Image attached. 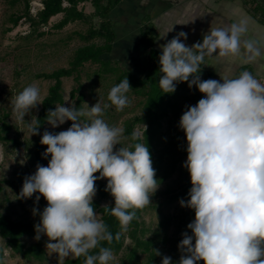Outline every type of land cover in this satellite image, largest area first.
<instances>
[{
    "label": "clouds",
    "instance_id": "9594fccd",
    "mask_svg": "<svg viewBox=\"0 0 264 264\" xmlns=\"http://www.w3.org/2000/svg\"><path fill=\"white\" fill-rule=\"evenodd\" d=\"M248 31L249 19L243 17L230 26L211 28L202 42L192 46L183 42L188 38L184 31L161 46L162 93H174L179 83L187 82L190 89L195 86L204 94L195 105L185 106L179 120L187 140L183 167L191 180L189 199L181 198L179 204L193 209L195 218L187 225L192 234L181 233L178 264L200 260L204 264H264V83L247 70L235 78L201 79L205 57L255 62L264 56L260 42L246 38ZM131 90L125 77L110 89V103L97 102L87 109L57 104L47 111L46 121L52 128L72 123L56 133L44 130L40 143L47 147L42 155L50 159L47 166L37 164L36 171L25 176L19 198L39 193L34 204L41 195L46 200L42 211L37 207L32 211L40 217L34 225L35 239L47 236L49 255L84 257V264H110L113 251L101 242L110 245L119 240L138 218L137 210L149 206L160 187L147 144L124 146V129L103 119L109 107L123 111L130 105ZM43 103L39 86H26L13 101L16 119L24 121ZM39 128L32 122L31 136L40 135ZM132 138L138 139L139 134L134 132ZM101 179L107 180L104 190L114 198L110 214L120 223L115 236L94 211L95 182ZM96 249L97 254H90ZM154 252L161 255L158 249ZM161 264L175 262L163 255Z\"/></svg>",
    "mask_w": 264,
    "mask_h": 264
},
{
    "label": "rangeland",
    "instance_id": "374dc122",
    "mask_svg": "<svg viewBox=\"0 0 264 264\" xmlns=\"http://www.w3.org/2000/svg\"><path fill=\"white\" fill-rule=\"evenodd\" d=\"M29 1L30 11L33 15H36L43 8V0ZM117 1L119 3V0ZM26 2L27 0H0V135L5 136V134H8L6 137L9 138L0 139V213L9 215L15 221H30L37 224L40 217L38 214L33 215L32 209L37 207L42 211L47 204L46 200L41 195L38 204H34L35 196L39 193H35L33 197L28 199H20L19 193L25 176L33 174L36 171L37 164L47 166L50 159L49 155L47 158L43 156L42 161L37 160L35 156V135L31 136L30 132L32 122H35L41 105L38 106V111L33 109L30 114L25 115L24 121H20L16 119L13 112V101L30 84L38 85L42 96L45 98L52 81L37 76L51 73L60 68H67L74 52L85 45L79 34L86 35L89 27L96 20L76 22L62 30H57L54 25L62 18V14H58L51 18L50 25L47 27L35 28L27 21V18H23L20 24L14 27L13 15L24 13ZM79 8H82L88 15L94 11V8L88 2L81 3ZM222 17H226V13H222ZM207 58L205 57V59ZM210 59L211 57L208 58L206 65L214 62ZM122 63L139 74H144L147 69L144 61L137 63L141 65L139 67L134 65L132 61H123ZM96 69L97 66L86 64L81 73V82L86 96L83 109H87V105L91 107L97 102L101 106L110 103L108 94L110 89L116 85V79L113 76L96 77L94 75ZM234 70L235 68L232 67L227 68L215 79L221 80V76H232ZM256 71L258 72V70ZM258 80L264 83V76L259 77ZM73 82L72 77L63 79L65 106H70V103L73 104L69 97V93L74 87ZM194 88L195 86L190 89L187 82L177 85L176 91L173 93L177 107L175 111H171L162 120L157 151H161L171 142H176L181 149L186 145V135L179 128L180 117L186 110L185 106L195 105L204 95L199 92L198 88H195L196 91ZM127 95L130 105L123 111H117L115 106L105 110L103 119L110 126L123 128L124 121L127 118L141 113V98L131 92ZM3 121L8 122L10 125L8 133L2 129ZM67 128L68 121L58 128H52L50 124L46 123L44 130L47 129L56 133ZM136 133L141 136V127L136 128ZM15 141L19 142L20 145H16ZM123 144L128 146L127 139L123 140ZM46 147V145L41 144L42 154L45 152ZM116 147L119 148L120 145ZM186 159L184 157L177 170L160 185L151 197L152 203L143 212L142 221L146 228L145 239L155 240L156 249L161 253L157 258L160 263L163 255L171 256L172 260H175L177 255L180 258L181 253L178 250V243L183 238L181 233L187 231L189 235L192 234L187 225L195 218L194 210L181 207L179 204L180 199H173V194L167 193L169 190L178 193L184 185L183 163ZM183 199L187 200L189 197ZM109 202L110 200L107 201V203ZM98 214V219L101 220V214ZM35 236L36 234L25 239L24 243L28 246L37 244ZM40 240L46 252V258L43 261L35 258L27 259L23 255L14 254L12 249L6 246L5 241L0 238V247L4 248V261L6 264H64L67 259L73 258L71 256L60 258L56 253L49 255L50 250L46 249L47 236L42 234ZM134 248H137L135 242L126 239L125 248L120 254L114 255V260L110 264H124V260ZM138 252L140 263L147 264V254L141 250H138Z\"/></svg>",
    "mask_w": 264,
    "mask_h": 264
},
{
    "label": "trees",
    "instance_id": "16d2710c",
    "mask_svg": "<svg viewBox=\"0 0 264 264\" xmlns=\"http://www.w3.org/2000/svg\"><path fill=\"white\" fill-rule=\"evenodd\" d=\"M84 2H88L94 8L90 15L86 14L82 8H79V5ZM29 3L30 1L27 0L24 13L13 15L14 27H17L23 18H27V21L35 28L47 27L50 25L51 18L58 14H62V18L54 25L57 30H62L76 22L96 20L89 27L86 35L79 34L85 45L74 52L67 68H60L51 73L37 76L52 81L48 94L44 98V103L35 118V123L40 124V135H35V156L37 160L42 161L43 159L40 139L47 123V111L48 109H55L57 104L65 103L63 79L71 77L74 79V87L71 89L69 97L77 109H83L86 96L81 82V73L86 64H91L97 66L94 75L98 78L113 76L116 79V84H118L127 77L132 87L130 92L141 98V113L124 121V136L127 138L128 146L137 142L147 144L151 153L153 167L156 169V177L159 179L160 185L164 183L177 170L182 159L184 157L187 158V141L182 149L176 142H171L162 148L161 151H157L158 137L162 130V120L171 111H175L177 102L173 98V93H162L159 86L161 75L159 71V56L161 51L153 45L155 38L153 29L144 24L141 30V34L146 41L145 51L147 55L144 62L147 69L144 74H139L135 73L132 68H128L121 61L107 58L111 54L116 38V31L113 30L110 15L112 10L118 5L117 0H43V8L36 15L31 13ZM243 3L249 12L264 24V0H243ZM201 67V79H212V73L206 70L203 64ZM71 123V121H68V127H70ZM138 127H141V136L138 139H133L132 134L136 132ZM2 129L8 133L10 129L9 123L3 121ZM181 132L184 133L182 129ZM6 135L8 134H5V136L0 135V139H9ZM14 143L20 145L17 141ZM183 174L185 183L180 192L167 191L168 194H173V199L188 198L187 193L191 188V180L190 174L185 167L183 168ZM95 175H99V173ZM95 183L97 195L93 200L94 211L101 214V220L115 236L120 231V223L116 217L110 214V207L114 206V198L109 192L104 190L107 180L101 179ZM109 200L110 202L107 203ZM147 207L137 210L138 218L130 223L128 231L122 233L119 240L114 239L110 245L106 241L101 242V246L111 248L114 255H118L123 251L126 239H131L133 243L135 242L137 248L131 250L130 255L124 260V264H141L138 250L147 254V264H161L159 259H157L158 255H155L154 252V249H156L155 240L151 238L145 239L146 228L142 221V216ZM34 225L36 224L30 221H15L9 215L0 213V238L5 241L6 246L12 249L14 254L23 255L27 259L35 258L43 261L46 258V252L41 245L40 239L37 240L35 245L28 246L24 243L25 239L36 234ZM97 253L98 249L90 254ZM84 260V257L69 258L64 264H84ZM173 261L178 264L179 255ZM0 264H6L4 261V248L2 247H0ZM197 264H204V261L200 260Z\"/></svg>",
    "mask_w": 264,
    "mask_h": 264
},
{
    "label": "crops",
    "instance_id": "0c3cea01",
    "mask_svg": "<svg viewBox=\"0 0 264 264\" xmlns=\"http://www.w3.org/2000/svg\"><path fill=\"white\" fill-rule=\"evenodd\" d=\"M119 1L110 15L113 30L116 31L115 43H113L111 54L107 56L111 60L132 61L138 67L141 65L137 63L146 61V41L141 34L144 24L153 29L155 33L153 45L161 51V46L180 31L188 34L187 40L183 42L187 46H192L198 41L202 42L203 36L211 28L230 26L243 17L249 19V31L246 38H257L264 51V24L249 12L243 0ZM222 13H226V17H222ZM165 34L166 36L162 38ZM208 58L205 59L203 66L212 73V79L220 76L225 69L230 67L235 70L232 76L226 74L228 78H235L245 70L250 71L257 79L264 76L262 74L264 56L255 62H245L239 57L218 58L213 56L210 60L214 62L206 65Z\"/></svg>",
    "mask_w": 264,
    "mask_h": 264
}]
</instances>
